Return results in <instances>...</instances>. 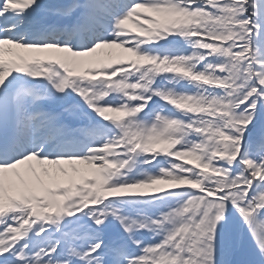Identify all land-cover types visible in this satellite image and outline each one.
I'll return each mask as SVG.
<instances>
[{
    "label": "snow or ice",
    "instance_id": "1",
    "mask_svg": "<svg viewBox=\"0 0 264 264\" xmlns=\"http://www.w3.org/2000/svg\"><path fill=\"white\" fill-rule=\"evenodd\" d=\"M0 264H264V0H0Z\"/></svg>",
    "mask_w": 264,
    "mask_h": 264
},
{
    "label": "bare ground",
    "instance_id": "2",
    "mask_svg": "<svg viewBox=\"0 0 264 264\" xmlns=\"http://www.w3.org/2000/svg\"><path fill=\"white\" fill-rule=\"evenodd\" d=\"M117 51H120V50H117ZM124 55H126V56H127L128 54H126V53H125Z\"/></svg>",
    "mask_w": 264,
    "mask_h": 264
}]
</instances>
